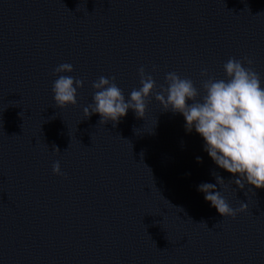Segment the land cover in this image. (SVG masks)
Masks as SVG:
<instances>
[{
	"label": "water",
	"instance_id": "obj_1",
	"mask_svg": "<svg viewBox=\"0 0 264 264\" xmlns=\"http://www.w3.org/2000/svg\"><path fill=\"white\" fill-rule=\"evenodd\" d=\"M230 57L264 87V0H0V230L42 264H264V188L232 183L182 114L154 95L115 126L83 111L100 76L128 99L140 67L200 88ZM59 75L84 81L76 105H55ZM202 183L248 210L221 216Z\"/></svg>",
	"mask_w": 264,
	"mask_h": 264
},
{
	"label": "clouds",
	"instance_id": "obj_2",
	"mask_svg": "<svg viewBox=\"0 0 264 264\" xmlns=\"http://www.w3.org/2000/svg\"><path fill=\"white\" fill-rule=\"evenodd\" d=\"M253 63L247 57H230L223 64L226 79L210 76L205 68L200 75L207 78L201 81L200 88L192 79L181 77L176 72L166 73L165 83L158 86L153 76L140 67L141 87L134 88L128 99L115 83V77L100 76L92 82L91 87L96 91L93 103L83 109L84 116L89 118L99 113V123L112 121L114 126L127 115L129 109L135 112L137 118H144L146 102L154 95L164 111L183 115L186 132L191 133L194 129L203 138L204 151L218 167L238 174L232 183L241 189L246 184L257 189L264 188V87ZM73 70L72 64L63 63L53 70V74L71 73ZM83 86L82 79L59 75L52 85L55 105L59 108L76 105L77 89ZM10 104L18 106V103ZM54 151L59 152V149ZM196 159L202 163L201 157ZM52 171L55 175H64L59 161L53 164ZM212 174L223 186V178L218 173ZM198 191L205 194V200L223 217L235 218L238 212L248 210L246 203H241L239 209H233L216 190V184L202 183Z\"/></svg>",
	"mask_w": 264,
	"mask_h": 264
}]
</instances>
